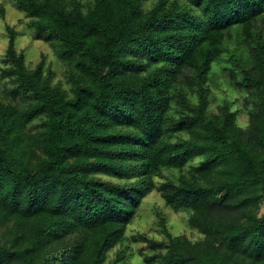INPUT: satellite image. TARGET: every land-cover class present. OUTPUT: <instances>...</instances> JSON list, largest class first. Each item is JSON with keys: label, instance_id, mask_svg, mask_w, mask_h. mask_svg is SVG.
<instances>
[{"label": "trees", "instance_id": "1", "mask_svg": "<svg viewBox=\"0 0 264 264\" xmlns=\"http://www.w3.org/2000/svg\"><path fill=\"white\" fill-rule=\"evenodd\" d=\"M79 1L69 7L67 0H14L35 37L56 40L74 68L69 94L44 75L43 63L27 68L9 29L5 71L17 83L13 96L31 102L19 114L0 108V219L14 215L34 226L22 251L0 245V264H105L155 177L198 156L205 158L191 178L169 179L159 189L169 206L194 212L206 245L193 248L171 233L169 242L140 234L136 240L150 248L167 247L149 264H264V218L222 216L257 204L261 195L251 193L264 191V108L252 138L235 127L228 105L220 116L207 109L210 70L234 35L252 47L246 80L264 85V0H158L149 9L148 0ZM188 89L198 95L196 105ZM175 97L187 109L181 116L170 114ZM40 116L45 156L31 166L20 149L21 129ZM197 130L202 138L179 136ZM223 164L230 165L228 179L199 182ZM57 240L63 243L53 246Z\"/></svg>", "mask_w": 264, "mask_h": 264}, {"label": "rangeland", "instance_id": "2", "mask_svg": "<svg viewBox=\"0 0 264 264\" xmlns=\"http://www.w3.org/2000/svg\"><path fill=\"white\" fill-rule=\"evenodd\" d=\"M69 7H72V0H67ZM90 0H80L81 3H88ZM158 0H148L143 4L145 9H149ZM181 4L190 5L188 0H178ZM31 19L26 12L19 9L14 0H0V108L8 106L21 113L31 102L29 96L16 93L14 91L17 83L13 76L9 75L5 69L10 66L6 62V52L10 38V28L16 34V48L24 53L26 66L28 69H34L39 63H43L44 75L51 77L53 84H60L63 89L71 93V69L74 68V62L64 58L60 54V46L56 40H44L35 37L34 30L30 26ZM260 28L264 31V21L260 23ZM227 49L221 57L215 61L210 70L207 88L208 92V112L212 115L220 116L223 107L228 105L235 113L234 125L246 137H251L255 128V123L262 120L261 114L264 108V85L248 83L246 80V71L253 70L254 58L251 52L250 43L241 36L234 35L230 37L226 45ZM242 54L244 59L241 62L233 58ZM49 71L51 73L49 74ZM186 86V85H185ZM184 86V87H185ZM188 99L194 105L198 103V95L195 90L188 89ZM187 109L175 98L171 101L170 114L181 116ZM45 116H40L27 123L22 129L20 135V149L25 151V158L31 166L39 163L45 156L41 148V137L43 133V121ZM198 136L202 138L204 132L197 130L188 133L179 134L184 138ZM176 137H173V140ZM204 156L195 157L184 168H163L161 174L155 177V189L144 198L141 207L138 209L134 219L127 225L125 238L114 245L108 252L105 264H149L148 258H159V255L167 251V247L150 248L144 240H136L140 234L147 235L156 241L169 242L168 233L173 236L186 239L194 247L201 244L206 245L207 233L202 232L198 227L192 224L194 212L188 208L175 209L169 206L162 196L159 189L162 183L169 179L178 182L183 176L190 177L189 173L192 167L199 165ZM231 170L230 165L223 164L206 176L199 175V182L207 184H218L228 179ZM107 179L120 181L115 177L103 176ZM261 195L257 204L249 203L238 209L222 213L223 219L233 215L240 217L243 221L251 218H264V191L261 189L251 194ZM237 200V197L235 199ZM34 223L25 218H19L14 215H4L0 219V245H4L16 251H22L31 241V231ZM72 234L64 238V243L70 241ZM95 237H92V239ZM63 243L61 240L55 241L53 246ZM124 256L118 258L119 256ZM6 264H21L19 260H11Z\"/></svg>", "mask_w": 264, "mask_h": 264}]
</instances>
